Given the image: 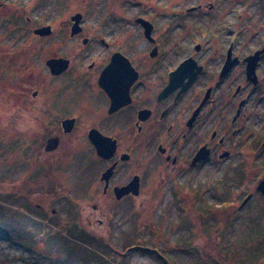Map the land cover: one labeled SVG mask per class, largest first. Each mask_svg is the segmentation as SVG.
Segmentation results:
<instances>
[{"label": "flooded vegetation", "instance_id": "obj_1", "mask_svg": "<svg viewBox=\"0 0 264 264\" xmlns=\"http://www.w3.org/2000/svg\"><path fill=\"white\" fill-rule=\"evenodd\" d=\"M102 1L110 15L34 28L0 55L14 116L30 117L28 149L44 163L37 180L73 164L79 215L92 216L157 181L189 186L211 168L226 180L264 158L263 1ZM58 58L68 66L56 74Z\"/></svg>", "mask_w": 264, "mask_h": 264}, {"label": "rangeland", "instance_id": "obj_2", "mask_svg": "<svg viewBox=\"0 0 264 264\" xmlns=\"http://www.w3.org/2000/svg\"><path fill=\"white\" fill-rule=\"evenodd\" d=\"M111 8L102 0H0V55L23 48V34L34 28L59 33L77 12L92 24ZM13 112L11 88L0 78V212L34 221L15 236L0 231V264H264V198L256 192L264 158L226 180L217 169L195 171L189 186L160 180L139 201L79 215L75 166L47 169L37 180L45 167L28 149L30 117ZM251 191L256 195L239 209Z\"/></svg>", "mask_w": 264, "mask_h": 264}, {"label": "trees", "instance_id": "obj_3", "mask_svg": "<svg viewBox=\"0 0 264 264\" xmlns=\"http://www.w3.org/2000/svg\"><path fill=\"white\" fill-rule=\"evenodd\" d=\"M15 214H17V216L12 215L9 212H0V231H1V235L5 237H9V236H15L18 230H25V228L29 227V221L31 222L30 224L32 225V223H34L33 220H31L30 218L24 216V215H19L18 212H15ZM19 217V218H17ZM34 225V224H33ZM80 237H87V235L85 236L84 234H77ZM60 239L57 238V242H55L57 245H59V241ZM24 243H27V241H25ZM63 257V255H60ZM61 259V258H60ZM59 259V260H60ZM64 262V260H61Z\"/></svg>", "mask_w": 264, "mask_h": 264}, {"label": "water", "instance_id": "obj_4", "mask_svg": "<svg viewBox=\"0 0 264 264\" xmlns=\"http://www.w3.org/2000/svg\"><path fill=\"white\" fill-rule=\"evenodd\" d=\"M82 17L81 13H77L73 16L74 19L77 21L75 22V27L78 25V19ZM74 32H77L78 29L74 28ZM35 33L37 34H50L52 32V27L51 26H43L40 28H37L34 30ZM48 65L50 66L51 70L53 73H60L62 72L67 66H68V61L63 59V58H58V59H51L48 61ZM257 190L261 192L264 195V179L260 181V183L257 186ZM252 198V194H249L241 204V207L244 206L250 199Z\"/></svg>", "mask_w": 264, "mask_h": 264}]
</instances>
